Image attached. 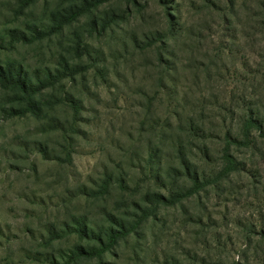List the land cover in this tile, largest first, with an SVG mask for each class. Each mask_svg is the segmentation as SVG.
I'll return each instance as SVG.
<instances>
[{"label": "rangeland", "instance_id": "obj_1", "mask_svg": "<svg viewBox=\"0 0 264 264\" xmlns=\"http://www.w3.org/2000/svg\"><path fill=\"white\" fill-rule=\"evenodd\" d=\"M102 1L51 33L84 2L0 0V68L30 81L41 104L26 111L0 82V264H66L94 242L75 220L95 235L115 225L130 233L101 258L71 264H264V130L233 150L238 169L219 187L176 205L151 202L156 213L141 218L145 194L153 201L177 177L179 148L212 178L222 135L245 108L264 118V33L208 18L202 0H168L192 32L163 72L155 50H141L165 29L158 0ZM256 2L237 0L239 21Z\"/></svg>", "mask_w": 264, "mask_h": 264}, {"label": "trees", "instance_id": "obj_2", "mask_svg": "<svg viewBox=\"0 0 264 264\" xmlns=\"http://www.w3.org/2000/svg\"><path fill=\"white\" fill-rule=\"evenodd\" d=\"M37 1L38 0H26V3L27 5H31ZM79 1H83L84 3H82L80 7L76 6L73 11L66 13L65 16H61L60 19L56 21L51 33H59L64 26L70 25V23L84 15V13L92 9H97L103 2L102 0H94L92 3H85L84 0H70V2L73 4ZM126 1L134 5L136 4V0ZM250 1L251 0H247V3ZM168 2V0H158V3L163 6L165 10L164 31L158 33L156 32L151 38H147L144 44H141L142 51L149 49L155 50L157 63L163 72H168L170 69L168 67V59L170 57L172 58L174 47L182 40L184 34L188 35L191 34L190 32H192L191 30H187L189 26L187 27L186 24L182 22L178 14V11L180 13V6L175 4L170 6ZM202 3L205 4L204 9H206L205 11L208 18L213 16L214 13H217L220 15V21L224 25L230 24L231 26L236 25V27H240L250 24V27L257 28L256 33H264V0H257L255 11L252 13L248 11L246 16H244L243 21H239V14L235 7L237 6V0H225L224 7L222 0H217L216 2H211V0H202ZM244 6H247V4L242 3L241 8ZM127 12H130V10L127 9ZM115 19L107 21L106 24L100 27L99 31L105 30V28L110 26V24H112ZM202 20L205 19L203 18ZM197 32L201 36V29H199ZM229 39L234 44L236 39L235 36L229 37ZM80 70L87 71L88 66L82 67L78 70H73L70 76L74 77ZM0 82L10 85L13 91L20 95V101L25 105L24 109L26 111H33L36 108H40L41 104L39 101L37 102L35 98V92L33 91L34 85L30 81L22 79L15 70L12 71L10 68H0ZM72 108L74 112L77 111L76 106H72ZM245 110L242 117L237 120L238 123L235 131L229 130L222 135L223 148L221 150V166L215 176L212 178H207L206 176L200 174L196 169L190 168L191 164L189 160L186 159V156L181 153L179 148L176 152L178 159L177 177L174 178V181L169 186V188H165L167 190H163L166 192L159 193L157 196H152L154 197L153 201L149 199V195L145 194L143 197L145 206L142 208L143 210L141 212L142 220L147 221L148 218L151 217V214L153 215L156 213V207H151L149 205L151 202H155V204L157 203L159 205H165L167 203L176 205L183 199L198 196L200 192H204L208 188L219 187L224 180L228 179L237 171L239 164L237 162L236 156L233 154V150L240 146L249 147L253 133L255 131L261 132L264 130V118L260 115V113L257 110H253L249 107L245 108ZM22 113H25V111H22ZM174 119L175 123L178 125V116L175 115ZM187 133L190 136L196 137L198 136L199 128L191 123L187 128ZM68 158L70 159L69 156ZM109 181L110 178H108L107 181L102 184L101 189L103 191L107 190ZM182 183H186V186L179 188L181 187ZM119 184L121 188L123 186L125 189L126 186L124 180L121 179ZM82 222L75 220L77 225L75 232L78 233L81 239L83 237H88L90 241L94 242L89 244V246L77 247L76 253H73L69 256L66 264H71L79 257L101 258L103 255L108 253L112 245H114L123 236H127L130 233L128 230L125 231L123 226L114 224L119 228V230L110 227L104 234L99 233L95 235L92 230L87 228L85 221L83 220Z\"/></svg>", "mask_w": 264, "mask_h": 264}]
</instances>
